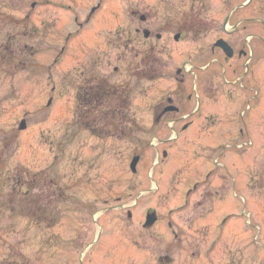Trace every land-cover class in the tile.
<instances>
[{
  "label": "rangeland",
  "instance_id": "1",
  "mask_svg": "<svg viewBox=\"0 0 264 264\" xmlns=\"http://www.w3.org/2000/svg\"><path fill=\"white\" fill-rule=\"evenodd\" d=\"M244 3L0 0V264H264V86L216 77ZM92 75L121 85L109 136L77 123Z\"/></svg>",
  "mask_w": 264,
  "mask_h": 264
},
{
  "label": "flooded vegetation",
  "instance_id": "2",
  "mask_svg": "<svg viewBox=\"0 0 264 264\" xmlns=\"http://www.w3.org/2000/svg\"><path fill=\"white\" fill-rule=\"evenodd\" d=\"M246 5H247L246 6L247 8H250L249 10H252L253 12L261 15L262 17L261 18L258 16L243 17L242 20H237L235 23H233V27H236L235 29H238L239 26L242 23H244L241 25V27L244 28V30H248L249 33L245 37V45H243V47L247 49H241L239 51L238 50L236 51L234 47L235 46L238 47L239 45L238 40L233 41L234 45H231L229 43L230 39L226 38L227 40H229V41L227 40L226 41L231 45L232 50H233L231 58L228 59L229 61H233V62L232 64L228 65V71L226 70L227 71L226 73L230 71V76L228 77L227 76L228 74L226 75L224 73L218 76L213 74V76H216L218 79H221L222 81H225L227 83H232L233 81L237 80L235 77L241 76L240 70L242 69L243 72H245L244 77L247 78L249 82H252L254 84H258L260 82L264 86V0H247ZM252 6H253V9H252ZM227 23H228V20H227ZM223 26L225 28L226 27L228 28L229 25L228 26L223 25ZM208 29L209 28L206 26L205 30L202 27H200L198 30H200V32H202V30L206 32ZM232 29L233 30H231L230 32L231 34L235 35L236 30L234 28ZM205 35L207 34L205 33ZM228 37H230V35ZM254 38H257L258 40L254 41L253 46H252L251 41ZM213 43L214 41L212 42V44ZM236 57H239L237 58V61L233 60V58H236ZM243 57H244V62L241 63L240 58H243ZM196 70H199V69H196ZM222 70L224 71V69ZM237 73H239L238 76L233 77V75ZM191 75H194V74H191ZM174 107L176 108V110L170 111V112L172 113L180 112L181 110L180 106L174 105ZM171 121H173L174 125H176V128H178L177 126L180 122V118H174V119H171ZM195 187L196 185H194V188Z\"/></svg>",
  "mask_w": 264,
  "mask_h": 264
},
{
  "label": "trees",
  "instance_id": "3",
  "mask_svg": "<svg viewBox=\"0 0 264 264\" xmlns=\"http://www.w3.org/2000/svg\"><path fill=\"white\" fill-rule=\"evenodd\" d=\"M92 77L93 75L86 80V84L79 89L77 94V123L98 136H109L113 134V131L109 128H94L91 123L104 121L107 126L119 131L118 123L121 118L114 121L113 117L115 115L120 116V113L116 110L123 97L119 89L121 85L109 83L103 77H97L93 80ZM113 125L115 127H112ZM0 144H4V148H7L12 144L11 139L0 137ZM1 159L2 155H0V161ZM15 203L9 204L11 210H14Z\"/></svg>",
  "mask_w": 264,
  "mask_h": 264
},
{
  "label": "water",
  "instance_id": "4",
  "mask_svg": "<svg viewBox=\"0 0 264 264\" xmlns=\"http://www.w3.org/2000/svg\"><path fill=\"white\" fill-rule=\"evenodd\" d=\"M218 44L223 47V49L228 53V55H231L232 54L231 49L228 47V45L223 44V43H218ZM21 127H24V123H22V126ZM138 160H139V157L138 156L134 157L133 160H132L131 168L134 171L136 169V164H137ZM153 221H154V217L152 215H148V217H147V223H152Z\"/></svg>",
  "mask_w": 264,
  "mask_h": 264
}]
</instances>
